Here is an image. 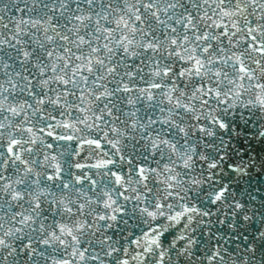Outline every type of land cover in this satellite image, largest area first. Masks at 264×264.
Returning <instances> with one entry per match:
<instances>
[{
	"label": "snow or ice",
	"instance_id": "1",
	"mask_svg": "<svg viewBox=\"0 0 264 264\" xmlns=\"http://www.w3.org/2000/svg\"><path fill=\"white\" fill-rule=\"evenodd\" d=\"M264 0H0V264H264Z\"/></svg>",
	"mask_w": 264,
	"mask_h": 264
},
{
	"label": "water",
	"instance_id": "2",
	"mask_svg": "<svg viewBox=\"0 0 264 264\" xmlns=\"http://www.w3.org/2000/svg\"><path fill=\"white\" fill-rule=\"evenodd\" d=\"M262 185H264V177L261 178V180L259 181Z\"/></svg>",
	"mask_w": 264,
	"mask_h": 264
}]
</instances>
